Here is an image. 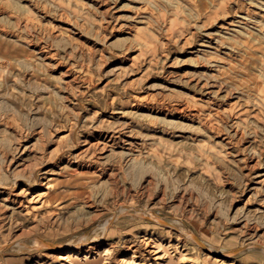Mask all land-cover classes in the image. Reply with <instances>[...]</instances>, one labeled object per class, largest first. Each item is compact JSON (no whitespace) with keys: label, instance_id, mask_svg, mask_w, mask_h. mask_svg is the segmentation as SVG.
Here are the masks:
<instances>
[{"label":"rangeland","instance_id":"rangeland-1","mask_svg":"<svg viewBox=\"0 0 264 264\" xmlns=\"http://www.w3.org/2000/svg\"><path fill=\"white\" fill-rule=\"evenodd\" d=\"M0 264H264V0H0Z\"/></svg>","mask_w":264,"mask_h":264},{"label":"bare ground","instance_id":"bare-ground-1","mask_svg":"<svg viewBox=\"0 0 264 264\" xmlns=\"http://www.w3.org/2000/svg\"><path fill=\"white\" fill-rule=\"evenodd\" d=\"M116 139V138H115ZM43 194V193H42ZM146 215H148V213H146ZM88 259V258H87ZM75 260V259H74Z\"/></svg>","mask_w":264,"mask_h":264}]
</instances>
